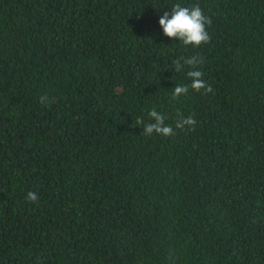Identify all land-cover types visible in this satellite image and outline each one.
Returning <instances> with one entry per match:
<instances>
[{"label": "trees", "instance_id": "trees-1", "mask_svg": "<svg viewBox=\"0 0 264 264\" xmlns=\"http://www.w3.org/2000/svg\"><path fill=\"white\" fill-rule=\"evenodd\" d=\"M0 264H264V0H0Z\"/></svg>", "mask_w": 264, "mask_h": 264}, {"label": "clouds", "instance_id": "clouds-1", "mask_svg": "<svg viewBox=\"0 0 264 264\" xmlns=\"http://www.w3.org/2000/svg\"><path fill=\"white\" fill-rule=\"evenodd\" d=\"M171 9V13L164 12L159 20V24L165 36L173 40L178 39L179 42L186 47L192 46L198 48L202 44L210 42L211 38L207 31V27L211 26L212 20L205 15L199 5H192L189 7L176 4ZM202 63L203 58L195 55L190 58L181 57L172 61L176 72H181L186 65L191 68V70L187 72V76L191 80L190 85H177L172 93L171 99L173 101L186 95L189 92V88L196 92H200L201 90H205L206 93L212 92L211 86L207 85L203 80V73L197 68V66ZM47 100V96L41 97L42 104ZM148 115L151 122L144 124L141 135L151 136L154 133L164 137L175 135L173 127L165 123V115L158 112L156 108H152ZM136 122L142 124L143 120L138 119ZM196 123L197 121L193 116L184 118L181 114L175 126L180 130H184L186 127L188 130H194ZM26 199L29 202L37 203L38 195L34 192H29Z\"/></svg>", "mask_w": 264, "mask_h": 264}]
</instances>
